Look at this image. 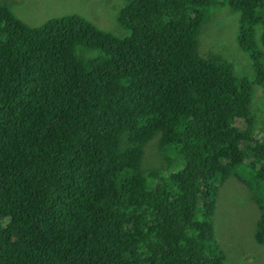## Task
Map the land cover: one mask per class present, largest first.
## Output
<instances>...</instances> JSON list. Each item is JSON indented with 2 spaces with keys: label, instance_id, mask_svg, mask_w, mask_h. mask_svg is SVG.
Segmentation results:
<instances>
[{
  "label": "trees",
  "instance_id": "trees-1",
  "mask_svg": "<svg viewBox=\"0 0 264 264\" xmlns=\"http://www.w3.org/2000/svg\"><path fill=\"white\" fill-rule=\"evenodd\" d=\"M218 4L239 12L252 78L198 52ZM9 5L0 0V264H224L211 215L232 175L258 205L264 244L253 107L264 0H121L124 34L77 13L29 24ZM153 139L161 161L145 168Z\"/></svg>",
  "mask_w": 264,
  "mask_h": 264
},
{
  "label": "rangeland",
  "instance_id": "rangeland-1",
  "mask_svg": "<svg viewBox=\"0 0 264 264\" xmlns=\"http://www.w3.org/2000/svg\"><path fill=\"white\" fill-rule=\"evenodd\" d=\"M6 1L17 16L29 24L41 23L51 15L77 13L113 33L126 32L116 21L121 0ZM238 17L239 12L226 4L211 7L198 35V52L202 56L217 54L232 65L237 76L252 78L255 70L251 59L237 42ZM258 29L257 26L256 34ZM260 86L255 90L253 107L263 109L258 113L261 123L257 128L262 127L264 130V90ZM158 150L156 139L147 143L143 160L145 168L159 164L161 155ZM259 215L258 205L250 197L246 185L235 176H229L219 185L211 217L224 264H264V244L254 238Z\"/></svg>",
  "mask_w": 264,
  "mask_h": 264
}]
</instances>
